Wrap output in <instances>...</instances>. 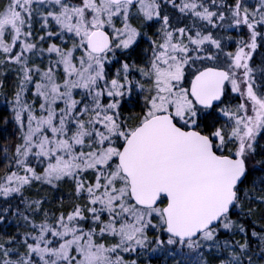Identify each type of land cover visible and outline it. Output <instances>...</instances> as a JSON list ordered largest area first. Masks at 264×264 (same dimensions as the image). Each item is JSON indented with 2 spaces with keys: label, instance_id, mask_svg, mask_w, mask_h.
<instances>
[{
  "label": "snow or ice",
  "instance_id": "1",
  "mask_svg": "<svg viewBox=\"0 0 264 264\" xmlns=\"http://www.w3.org/2000/svg\"><path fill=\"white\" fill-rule=\"evenodd\" d=\"M0 264H264V0H0Z\"/></svg>",
  "mask_w": 264,
  "mask_h": 264
}]
</instances>
